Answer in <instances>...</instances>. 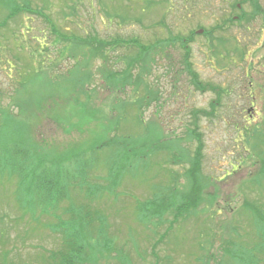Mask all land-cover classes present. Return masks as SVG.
<instances>
[{
    "label": "rangeland",
    "instance_id": "374dc122",
    "mask_svg": "<svg viewBox=\"0 0 264 264\" xmlns=\"http://www.w3.org/2000/svg\"><path fill=\"white\" fill-rule=\"evenodd\" d=\"M253 13L247 0H0V264H70L76 241L74 264H264ZM193 131L203 190L174 220Z\"/></svg>",
    "mask_w": 264,
    "mask_h": 264
},
{
    "label": "trees",
    "instance_id": "16d2710c",
    "mask_svg": "<svg viewBox=\"0 0 264 264\" xmlns=\"http://www.w3.org/2000/svg\"><path fill=\"white\" fill-rule=\"evenodd\" d=\"M248 1V3H250L251 4V6H252V8H253V15L254 14H258V13H260L262 16H264L263 15V13H261L263 10H262V7H261V5L258 3V0H247ZM235 8H238L239 6L237 5V4H235V6H234ZM16 13V12H15ZM10 15H14V14H10ZM226 22H227V24L228 23H233V20H226ZM224 24H226V23H224ZM218 29H222V26H219V27H217ZM203 34V33H202ZM182 43H184L183 41H182ZM46 45L44 44V47H45ZM44 47H43V49H44ZM56 49V48H55ZM53 55H54V58L56 59V57L59 59V57H58V53L56 52V51H54L53 52ZM42 56V55H41ZM42 58V57H41ZM187 64V63H186ZM193 81H195L194 82V85L197 87V88H200V82H198L197 81V79H196V77H195V75H194V77H193ZM210 88L212 89V90H214V88H212L211 86H210ZM214 91H216V90H214ZM217 92V94L219 95V96H221V93H222V90H221V88L219 89V90H217L216 91ZM212 105H216V102H213L212 103ZM198 113H201V114H203L204 116H206V115H212V111L211 112H206V111H195L194 112V115H196V114H198ZM192 134L193 135H195L197 138H196V140H197V144H198V146H197V152H196V156H195V158H194V160H193V162L191 163V168H190V171H188V175H189V178L191 179V181H190V190L188 191V193L189 194H187V196H186V198H189L190 200L189 201H186L187 203L186 204H182V205H180V206H178L176 209H175V211H177L176 213H175V215H174V220H176V219H178V217H180L181 216V214H183V212L185 211V210H190L191 209V207L193 206H195L197 203V201L195 200V199H192V197H191V194L192 193H194V194H196V193H198L199 191H202L203 189H202V187H201V182L199 181V179L197 178V174L199 173V167H200V157H201V151H202V143H201V141H200V139H199V135L196 133V131H193L192 132ZM258 136H261V137H263L264 138V131L263 132H261V133H259V135ZM261 142V141H260ZM261 162H262V174H264V154H263V157L261 158ZM261 181H262V179H260V178H257V183L258 184H262L261 183ZM198 184H199V186H198ZM204 188V187H203ZM202 193V192H201ZM200 200V196H198V201ZM246 203H248V202H246ZM260 212V211H259ZM259 212H257V213H255V216H256V218L257 219H260V220H263L264 218H263V216L261 215V213H259ZM91 224L90 223H87L86 224V228H84V230L86 229V231H89V226H90ZM261 228H262V230L261 231H263V233H264V226L263 225H261L260 226ZM83 249H84V245L82 244V243H78L77 241H76V243H74L73 244V246L71 245V244H69V245H67V247H66V251H67V255L66 254H63L61 257H62V259H61V261H63V262H69L70 264H74V263H76L75 262V258H72L71 257V255L73 254V252H77V251H79V252H83ZM68 252H72L70 255H68ZM262 252H264V246H263V249H262ZM53 258H54V256H53Z\"/></svg>",
    "mask_w": 264,
    "mask_h": 264
},
{
    "label": "water",
    "instance_id": "95a60500",
    "mask_svg": "<svg viewBox=\"0 0 264 264\" xmlns=\"http://www.w3.org/2000/svg\"><path fill=\"white\" fill-rule=\"evenodd\" d=\"M197 33H198V34H201V33H202V30H199Z\"/></svg>",
    "mask_w": 264,
    "mask_h": 264
},
{
    "label": "flooded vegetation",
    "instance_id": "af4514ba",
    "mask_svg": "<svg viewBox=\"0 0 264 264\" xmlns=\"http://www.w3.org/2000/svg\"><path fill=\"white\" fill-rule=\"evenodd\" d=\"M234 19H237L236 17H234Z\"/></svg>",
    "mask_w": 264,
    "mask_h": 264
}]
</instances>
